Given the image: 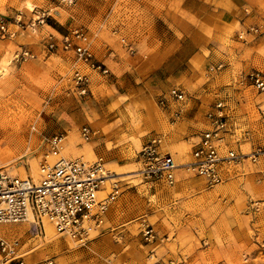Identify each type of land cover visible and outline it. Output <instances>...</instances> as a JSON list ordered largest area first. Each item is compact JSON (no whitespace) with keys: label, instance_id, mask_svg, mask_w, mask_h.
Returning a JSON list of instances; mask_svg holds the SVG:
<instances>
[{"label":"rangeland","instance_id":"obj_1","mask_svg":"<svg viewBox=\"0 0 264 264\" xmlns=\"http://www.w3.org/2000/svg\"><path fill=\"white\" fill-rule=\"evenodd\" d=\"M216 8L215 23L206 24L208 9L181 0H0V21L17 32L0 33V165L15 176H36L41 163L57 159L45 139L62 133V157L89 163L102 157L121 186L102 231L84 246L59 234L60 247L46 233L33 239L29 223L1 228L28 252L27 262L264 264V205L254 206L264 203V157L214 188L184 170L174 187L138 176L137 154L155 135L167 137L179 165L189 163L193 137L206 130V115L221 98L232 116L227 141L244 153L264 148V93L242 82L246 74L264 73V0H228ZM43 14L45 23L33 32L30 25ZM76 30L86 33L108 75L88 71L73 53L49 50L51 38L60 42ZM22 48L36 59L13 61ZM76 69L90 74L85 97L71 89ZM174 87L187 95L178 105L183 116L197 114L190 126L183 117L173 125L159 104ZM84 127L96 132L89 141L81 137ZM190 127L198 133L188 134ZM143 218L159 235L156 245L143 238Z\"/></svg>","mask_w":264,"mask_h":264},{"label":"built area","instance_id":"obj_2","mask_svg":"<svg viewBox=\"0 0 264 264\" xmlns=\"http://www.w3.org/2000/svg\"><path fill=\"white\" fill-rule=\"evenodd\" d=\"M62 1L68 5L74 3V0ZM45 20V14L39 16L30 28L36 32L37 25L44 24ZM16 22L19 25L21 19ZM258 31V28L250 29L251 33L256 34ZM0 33L3 38H14L17 34L10 30L5 20L0 21ZM239 38L244 39V34L239 35ZM50 40L49 50L60 48L73 53L77 63L87 67L88 71L103 75L110 73L105 64L96 60L88 36L82 30L62 36L60 42L52 38ZM34 59L36 55L32 51L22 48L15 53L13 61L25 63ZM69 82L72 92L78 97L91 93V78L86 71L76 69ZM242 82L264 93V73L254 71L246 74ZM186 102V93L178 87L172 88L159 99L161 108L168 112L173 125L183 116V109L178 105ZM231 119V110L226 101L222 98L216 101L206 115V130L194 138L196 141L192 143L191 161L183 166L166 149L167 137L164 134L151 137L137 154L141 167L138 176L147 183L174 187L178 173L184 170L202 178L209 188H214L223 184L234 169L242 168L248 162L257 164L264 157V148L244 153L227 141ZM95 135L96 132L90 127L81 130V137L85 141ZM66 140L67 136L62 133L45 139L48 155L57 159L41 163L37 178L32 175L25 178L15 176L0 166V256L3 257V264H55V261L27 262L25 258L28 252L22 249L17 240H11L1 228L29 223L31 237L38 239L44 237V223L47 221L59 235L84 246L91 241L93 233L100 234L111 204L119 198L120 178L107 169L104 158L99 157L89 163L79 158L62 157ZM101 193H105V196H100ZM260 205L264 203H254V206ZM141 226L145 242L156 245L160 238L153 225L143 218ZM152 254L155 257L154 252ZM154 264L177 263L158 259Z\"/></svg>","mask_w":264,"mask_h":264},{"label":"crops","instance_id":"obj_3","mask_svg":"<svg viewBox=\"0 0 264 264\" xmlns=\"http://www.w3.org/2000/svg\"><path fill=\"white\" fill-rule=\"evenodd\" d=\"M156 1V0H153ZM184 4L189 2L192 5H196L197 7H199V9H208L207 12V17L204 19L206 24L209 23H215V19L217 18V15L219 13V9L216 8L218 6L219 3H227L228 0H181ZM214 6V7H213ZM158 61V58H156L155 60L151 61L149 63V66H154V64H156ZM159 69V68H158ZM182 125L185 126H190V123L193 122L196 117L197 114L196 113H187L184 116H182ZM198 133L195 129L193 128H188V134H196ZM193 138H197V136H194Z\"/></svg>","mask_w":264,"mask_h":264},{"label":"bare ground","instance_id":"obj_4","mask_svg":"<svg viewBox=\"0 0 264 264\" xmlns=\"http://www.w3.org/2000/svg\"><path fill=\"white\" fill-rule=\"evenodd\" d=\"M30 7H32V6H30ZM38 172H39V169H38ZM37 175H38V173H37ZM37 175L36 176H33V177L34 178H37ZM26 177H28V176H26ZM44 229H45V233H46L45 240H47V241H49L51 243H55V244L59 245V247H60L61 246V243L58 242L57 239H55L56 234L58 235V233L56 232L55 228L50 223H48L47 221H45V223H44ZM68 240L71 241V239H68Z\"/></svg>","mask_w":264,"mask_h":264}]
</instances>
